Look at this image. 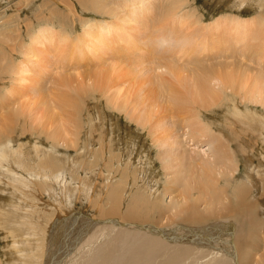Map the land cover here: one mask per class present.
Returning <instances> with one entry per match:
<instances>
[{
  "label": "bare ground",
  "instance_id": "obj_1",
  "mask_svg": "<svg viewBox=\"0 0 264 264\" xmlns=\"http://www.w3.org/2000/svg\"><path fill=\"white\" fill-rule=\"evenodd\" d=\"M25 1L28 2L33 0H24V2ZM56 1L57 0H54V2ZM64 1L65 0H63L65 8H67L69 13V15L67 14L68 17H77V4L81 7V12L84 15L92 13L103 17L102 20L99 19L100 21H96L97 23H94L95 21L90 23L88 19L83 20L81 18L82 20L80 23L82 31L80 30V34L76 37L74 35L75 40L73 42L76 50L79 49L81 58H86L88 52L95 53L96 55V53H99L102 49V46L109 49L112 44L110 38L113 35L116 36L117 41L120 42L123 41V37L127 36L130 31L139 33L141 28H143L147 31H149V29H154L157 32L159 28L160 30L166 29L167 25H171L170 27L173 29V32H179L175 28V26H178L176 24L185 25L184 23L187 20L189 21L188 17H190L195 10L191 5H185L187 3L186 0L184 7H182V4H179L180 0H168L169 2H166V5L163 4L164 0H76L75 3L73 0L68 3H65ZM182 1L181 3L184 2ZM238 5H244V1H240ZM234 7L236 8V6ZM183 8L187 9L188 12L180 13L179 11ZM188 9L192 10V13L191 11L189 12ZM74 11L75 14H73ZM189 13L191 14L189 15ZM193 14L195 15V13ZM41 16L45 18L43 14H41ZM51 18L53 20L54 16H51ZM107 19H109L110 22L107 21ZM218 20L219 18L217 21ZM256 21H254L255 23L250 21L242 22V20L236 18V16L228 17L219 21L217 25L213 24V26H216L213 28V31H221L222 34L225 35L224 37H227L229 41H231V44L239 45L242 42H245L244 40L249 32H251V28L253 29L254 26L259 27L260 36L256 39L258 42L255 43L256 45L257 43L259 45H257L258 49H256V55H258V60L261 62L262 59L263 62L264 21L262 24V19L260 20V23L259 19H256ZM31 22H28L27 24L32 25L35 21L33 23ZM88 22L91 25H88ZM64 24H66V22H64ZM77 27L75 20L74 31ZM65 28L66 27H63V29L60 28L58 31L57 28L55 29L52 27V24L51 26L46 24L40 26L36 33L29 36L30 38L28 40H30V43L28 44L25 43V40L28 37L26 38L23 36L24 33L21 32L19 28L12 30L16 34L15 38L9 34L0 32V72L4 69L1 62L14 61V63L17 64V51L20 52V55L24 60L28 61L30 58L27 57L35 55V48L33 46L41 45L44 41L52 43L55 41L54 39H58L60 42L65 43L69 40V29L66 28L67 32ZM207 28L211 30L210 26ZM163 30L162 32H164ZM7 31L11 32V30ZM71 33H73L72 30ZM152 34L154 33L152 32ZM220 36L222 35L220 34ZM254 38H256V36H254ZM131 40L128 42L133 41ZM225 41H227V39ZM249 41H251V38ZM150 42H152V39ZM69 43L71 45V42ZM206 44L208 43L206 42ZM206 44L201 43V54L207 51L212 52L214 50ZM188 45L186 46V49ZM135 46V43H131L130 49ZM186 49H181L185 52L184 56H186V54L190 55V52ZM118 50L120 51V49ZM125 52H122L124 53L123 55L126 54ZM245 52H243V54ZM133 53L134 52H132V54ZM248 53L249 52H247V54ZM132 54H130V56ZM154 55L155 52L152 54L153 58L156 56ZM214 56L215 58L217 57L216 55ZM106 57H104V59ZM140 57L141 56H139V59ZM78 58L79 56L77 59ZM219 58L220 56H218L217 59ZM139 59L138 61H140ZM15 64L10 65V67ZM222 64L220 63L219 72H217V66H212L213 70L211 69V75H209L210 69H208V67L197 69L196 74L191 75L193 82L189 86L184 82L185 78L183 75H169L175 78L173 79L174 82L168 78L166 79L165 77H162V75H156L157 77L153 78L154 80L151 79L153 90L151 88L146 89L142 96L130 98L133 94H130L131 88H129V91L125 90L124 92L128 91L127 94L129 96L126 95V98L128 96L130 102L121 101L123 99L120 98L122 96H119V93L122 92H117L118 94L116 93L112 97V106L120 112L128 110L129 113H127V115H129L131 122L132 120L135 121L137 125L144 129H153L155 124L160 123V121L159 118L156 117L158 116V113L155 110V103L151 100V97L154 95L166 96L165 94H170V98H172L171 103H173L175 109H177L178 112H185L187 115L185 120L184 118L186 116L184 115L185 117H181L182 121L179 122V124L188 128L187 132H185L187 137L184 142H192L193 146H199L203 142L205 145L210 146V154L205 152L202 161H197L190 155H188V158L186 159V154L178 153V157H175V161L179 160V162H177V168L175 170L172 168L173 165H165L166 169H171L168 170L167 173V176H169L171 181H166L167 185L164 188L165 192L162 193H164L165 196H172V194L176 195L174 196V200L177 199L176 204L178 206L175 204L176 200H172L174 201V207L172 205L171 207L167 206L164 209L162 206L163 195L161 197V190H157L151 197L148 194V197L153 199V202H151V200L147 202L146 197L144 201L137 200L135 205L129 204L130 206L125 213L123 212L124 208L122 209L121 199L120 202H118L116 200L117 193L113 194V202L109 207L107 206L108 208L106 210V216H109V218L106 217L107 220H105L103 219L105 217H99L100 222L92 220L91 217L84 215L81 212H77L74 207L72 209L69 208L67 212H61L63 216L72 215L75 218V226H72L68 231L55 232L49 246L45 237V255L43 256L45 257L46 264H264V66L263 68L261 67V73V70L247 67V63L245 66L241 65L239 70L234 65L229 66V63H226L225 66H222ZM259 66H261V63ZM113 68L115 69V67H112V70ZM225 70L229 75H223V71ZM174 71L172 70V67L168 68L170 74L172 72L174 73ZM134 75L133 77H128L130 79L132 78L131 80L135 84V78L137 76L135 75L136 77H134ZM68 76L70 75L68 74ZM125 76L127 77V74ZM125 79H121L117 75H100L99 81L97 82V85L95 84L96 86L94 87V90L103 92L107 89L110 93L117 89L120 90L119 88L122 87ZM68 82L71 81L68 80ZM134 84L132 85L135 88ZM145 84L146 82H144V85ZM68 85L70 86V83H68ZM79 95L80 93L77 92V95L74 98L70 96L66 97L61 102L63 106L59 104V107L68 108V106H70L71 109L75 110V102ZM259 106L263 108V111H260L262 108L259 110ZM225 108L227 109V112H225L226 121L223 127H226V130L229 132L223 130L216 133L211 125L203 124L205 120L203 114L205 112L203 111L210 112L224 110ZM71 109L68 108L69 111L65 110L67 113L61 109L68 115V117H60L61 121L67 125H64L66 130L64 134L59 135L57 138L54 137V134L56 135V133L58 134V132H60L62 125L55 128L52 139H50L55 147L61 142H63V145L68 148L70 145L76 143L74 140H71L77 133L76 131L73 133L75 127H77L74 125L76 121L74 122V119H72L74 127L68 122L75 116ZM142 109L144 115L136 113L137 110L140 111ZM42 112L44 113V111ZM45 112H48V110ZM213 114L216 115V113ZM22 116L24 121H26L23 112L22 115L21 112L19 113V109L18 112H15L14 109L11 110L6 116H4V114L0 115V191L3 192V197H1L0 200V219L2 220V228L7 229V232L10 233V237L8 238H13L14 240L17 238L20 245L25 241V238H21L22 228L19 220H24L22 219V214H20L14 207L16 200L13 199H18L20 196L16 193L14 183L17 178L21 181L22 194L26 196L27 189L29 188L28 185L35 184L34 179L37 177L36 171L41 169L39 165H35L34 167L28 166L27 158L21 151H19V147L16 145L19 139L14 135L16 133H13V128L17 125L15 119H21ZM44 116H46L49 121L50 119L56 118V116L53 117L52 113H44ZM54 121L55 119L51 120V125L49 124V128L46 126L47 128L45 130L43 129L44 131L42 130L43 126L41 125H38V129H34L36 132H39L40 136H45L46 133L49 134L51 132L50 130L55 127L54 123L56 121ZM19 125L21 127L22 122L19 123L18 126ZM220 130L222 129L220 128ZM151 135H153V133H151ZM67 136H71V138H68L67 140ZM76 136H79V134ZM31 137L33 136L31 135ZM206 139L208 140L206 141ZM258 139L259 142H257ZM161 140L162 139H156V141ZM170 141L171 140H169L166 145L168 146V150L170 149L173 153L174 147ZM178 141H180V144ZM184 142L179 137L173 139V143L177 148H183V146L191 144ZM83 143L85 142L83 141ZM257 143L258 145L254 147L253 152L252 146ZM87 150L88 146L85 144L84 151L86 152ZM143 161L140 159L138 164L140 166H145L147 165L146 163L151 160ZM242 162L247 163H245L247 169L243 182L239 181L236 177ZM18 170L26 172L31 179H23L16 173ZM187 173L188 176L186 179L185 174L187 175ZM181 200H184L185 203L180 204ZM139 206H141V209ZM202 206L205 209L204 211H200ZM173 210L175 211L173 212ZM104 212L105 211H102V213ZM171 212L172 215H170ZM165 215V218L169 221L168 226L164 224L166 225L165 227L162 225L160 226V223L149 224L135 222H146L149 219H157L158 221H161ZM36 217L42 224V217L40 215H36ZM12 218L15 219L13 220ZM64 219L66 218L64 217ZM8 224L11 225L8 226ZM16 253L19 255L18 251H16ZM29 262L30 261H25L26 264ZM0 264H16V262L6 259L5 263L0 258Z\"/></svg>",
  "mask_w": 264,
  "mask_h": 264
},
{
  "label": "rangeland",
  "instance_id": "obj_2",
  "mask_svg": "<svg viewBox=\"0 0 264 264\" xmlns=\"http://www.w3.org/2000/svg\"><path fill=\"white\" fill-rule=\"evenodd\" d=\"M70 1L71 0H65L64 2L68 3ZM75 1L76 0H73L74 3ZM169 1L164 0V3H162L165 4ZM181 1L182 0H180L179 4H182V7H184V3L186 2V6H188V4L191 5V7L195 9V12L193 11L195 15L192 13V10L188 9L193 15L189 13L191 16L188 17L189 21L187 20L184 23L185 25L176 24L179 27L175 26V28L179 32H173V29L170 27L171 25H167V28L164 30L162 29L164 32L159 28L157 30L158 33L154 29H149V31H147L141 28L139 33L130 31L127 36L123 37V41H120L121 43L117 41L116 36L113 35L110 38L112 43L109 48L110 51L102 46V49L99 53L97 52L96 55L95 53L88 52L86 55V58L89 59L88 60L85 57H80L79 49L76 50L73 42L75 37L82 31L80 23L82 19H88L90 23L94 21V23H97L96 21H100L99 19L102 20V16L92 13L84 15L77 2L78 15L74 18L72 16H67L69 13L67 8H65L63 0H57L56 2H54V0H33L28 2H24V0H0V32L9 34L15 38L16 34L12 30L19 28L21 32L24 33L23 36L26 38L28 37L25 40L26 44L30 43V40H28L30 38L29 36L36 33L40 26L45 24L49 26L52 24V27L55 29L57 28L58 31L60 28L63 29V27L69 29V40L65 43L60 42L58 39H54L55 41L52 42L54 45L44 41L41 45L33 46L35 48V55L27 57L30 58L28 61L24 60L20 55V52L17 51V64H15L14 61L1 62L4 69L0 72V115L4 114V116H6L8 112L13 109L15 112H18L19 109L21 115L23 112L26 121H24L23 116L21 117L22 120L16 118V127L21 122L22 125L21 127L19 125V128H13V133H16L14 135L19 139L16 145L19 147V151H21L27 158L28 166L34 167L35 165H39L41 167L40 170L36 171L37 177L34 179L35 184L28 185L29 188L27 189L26 196L22 194L21 181L18 178L15 180L14 186L16 188V193L20 196L18 199H13L16 200V202L14 201V207L20 214H22V219L24 220L21 221L20 219L19 223L22 228L21 238H25V241L20 245L17 238H15V240L13 238H8L10 237V233L7 232V229L2 228V220L0 219V258L3 262L6 263V259H9L15 261L16 264H26L25 261H30L28 264H46L45 257L43 256L45 255V237L49 246L55 232L68 231L72 226H75V218L72 215L63 216L61 214V212H67L69 208L72 209L74 207L77 212H81L82 214L91 217L92 220L100 222V218L105 217L103 218L105 220L109 218V216H106V210L112 204V195L115 193H117L116 200L120 202L121 199L122 201V209H125H123L124 213L131 204L135 205L137 200L144 201L146 197L147 202L149 200L153 202V199H150L148 194L151 197L157 190H161V197L163 195L162 206L164 209L167 206L171 207L173 205L174 207L173 203L175 200V204L177 203V199L174 200V196L176 195L172 194V196H165V194L162 193L165 192L164 188L167 185L166 181H171L169 176H167L168 170L171 169H166L165 165H173L172 168L175 170L177 168V162H179V160L175 161V157H178V153L186 154V159L188 158V155H190L195 160L202 161L205 152L210 154V146L205 145L203 142L199 146H193L192 142H184L187 137L185 132H187L188 128L179 124V122L182 121L181 117L186 116L184 118L185 120L187 115L185 112H178L177 109H175L173 103H171L172 98H170V94H165L166 96L154 95L151 97V100L155 103V110L158 113V116L156 117H158L160 121V123L155 124L153 129H144L137 125L135 121L132 120L131 122L129 115H127V113H129L128 110L120 112L112 106V97L117 92H122L119 93V96H122L120 98L123 99L121 101L128 102L129 95L127 93L129 88H131L130 94H133L130 98L142 96L146 89L151 88L153 90L151 79L156 78V75H162V77H165L166 79L168 78L172 81L175 78L169 75H183L185 78L184 82L189 86L193 82L191 75H195L196 70L201 67H208V69H210L209 75H211V71L213 70L212 66H217V72L220 71V63H223L222 66L229 63V66L234 65L238 70L241 65L245 66L247 63V67L261 70V73V67L263 68L264 66V60L262 62L261 59L260 62L257 58L258 55H256V49H258L259 45L257 43V46L255 43L258 42L256 39L260 36L259 27L254 26L255 29L254 27L253 29L251 28V32H249L246 37L247 39L245 38L244 40L245 42H242L239 45L231 44V41H229L227 37H224L225 35L222 34L221 31H213V28L216 27L213 26V24L217 25L219 21L228 17L236 16V18L242 20V22H252L253 20L256 21V19H259L260 23V20L262 19V24L264 21V0H186V2L183 0V3H181ZM240 1H244V5H238ZM234 6H236V8ZM179 12L184 13L188 11L183 8ZM41 14H43L45 18H43ZM73 14H75V11ZM51 16H54L53 20ZM218 18L219 20L217 21ZM75 20L78 27L74 31ZM107 21L110 22L109 19H107ZM28 22L34 23L28 25ZM64 22H66V24H64ZM90 23L88 22V25H91ZM208 26L211 27V30L207 28ZM7 30H11V32H8ZM71 30L73 33H71ZM152 32L154 34H152ZM220 34L222 36H220ZM254 36H256V38H254ZM250 38L251 41H249ZM151 39L152 42H150ZM224 39H227V41ZM130 40L132 42H128ZM68 41L71 42V45ZM206 42L210 44L208 45ZM131 43H135L136 46L130 49ZM201 43H205L207 46L213 48V53L207 51L201 54ZM125 45L127 46V49ZM187 45L188 50L186 49ZM183 48L190 52L191 56L187 54L184 56L185 52L184 50H181ZM118 49H120V51H126V54L123 55V51H121L120 54ZM245 51L249 52V55ZM132 52L135 54L133 53V55ZM151 52H155L156 56L154 55V58L152 56L153 53ZM243 52L247 55L245 53L243 54ZM177 53L180 56H178ZM130 54L132 55L130 56ZM214 55L217 57L215 58ZM78 56L80 59H77ZM139 56H141L140 59ZM218 56H220L219 59H217ZM104 57L106 58L104 59ZM138 59L140 61H138ZM260 63L261 66H259ZM12 64L15 65L10 67ZM112 67H115V69L113 68L112 70ZM170 67L176 72L174 71V73L172 72L170 74L168 72V68ZM223 73V75H229L226 70L223 71ZM68 74L70 76H68ZM126 74L127 77H133L135 74L137 76L134 75V77L137 78H135L136 83H133L131 80L132 78H127L125 76ZM100 75H117L121 79L126 78L122 87L119 88L121 91L118 89L116 91H111V93L108 92L107 89L103 92L95 91L94 87L97 85ZM68 80L71 82H68ZM144 82H146L145 85ZM68 83H70V86ZM132 84L135 85V88ZM125 90L128 91L124 92ZM77 92L80 93V95L77 96V99L75 98V110L68 106L73 114H75V118H71L68 122H70L72 126L74 124L72 119H74V122H77L74 124L77 127H75L74 131L72 129L73 133H75V131L77 133L71 139L76 143L70 145L68 148L63 145V142H61L55 147L50 139H52L55 128L59 125H62V128L58 134H54V137L57 138L59 135L64 134L66 131L64 125L67 124L63 123L60 117H68V115L65 114L67 113L65 110L69 111L67 107L61 108L59 106H63L61 102L66 97H76ZM126 95H128L127 98ZM261 108L262 107L259 106V110ZM47 110L48 112H45ZM42 111L46 114L52 113L53 117L56 116V118L50 119L49 121ZM140 111L137 110L136 113L144 115L143 109ZM217 111H203L205 112L203 113L205 116L203 124L211 125L216 133L226 130V127H223V125L226 121L225 112H227V109L225 108L224 110ZM260 111H263V108ZM213 113H216V115ZM54 119L56 121H54L55 127L50 130L51 132L49 134L46 133L45 136H40L39 132L35 131V129H38V125L43 126L42 130H45L47 127L49 128L51 120ZM221 122L224 123L222 124ZM220 128L222 130H220ZM17 129L23 131L20 130V132ZM226 131L229 132L228 130ZM151 133H153V135H151ZM77 134H79V136H76ZM31 135L33 137H31ZM176 137H179L184 143L191 144L183 146V148H177L173 143V139ZM68 138H71V136H67V140ZM156 139L162 140L156 141ZM169 140H171L170 143H172V146L174 147L173 153L170 149L168 150V146L166 145ZM207 140L208 139H206V141ZM83 141L85 143H83ZM257 142H259V139ZM178 143L180 144V141H178ZM85 144L88 146L86 152L84 151ZM257 145L258 143L252 146L253 152L254 147ZM140 159L141 161H151L147 162V165L145 166H140L138 164ZM245 163L246 162H242L240 170L236 174L237 179L242 182L244 181L243 179L246 175L247 169V163ZM16 173L25 180L31 179L29 175L22 170H18ZM187 176L188 173L187 175L185 174L186 179ZM1 197H3V192L0 191V200ZM180 202V204L185 203L184 200H181ZM139 208L141 209V206H139ZM204 210L205 209L202 206L200 211ZM102 211L105 212L102 213ZM174 211L175 210H173V212ZM36 215L42 217V224ZM170 215H172V212ZM64 217L66 219H64ZM165 217L166 215L163 218ZM163 218L161 221H158L157 219H149L146 222H135L149 224L160 223V226H168L169 221H167V218H165L166 220ZM12 219L14 220L15 218ZM10 225L11 224H8V226ZM16 251L19 252V255Z\"/></svg>",
  "mask_w": 264,
  "mask_h": 264
}]
</instances>
